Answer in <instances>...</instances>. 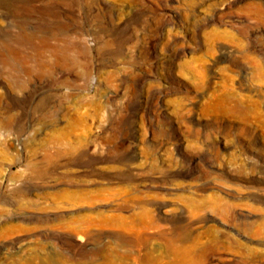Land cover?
<instances>
[{
  "label": "rangeland",
  "instance_id": "obj_1",
  "mask_svg": "<svg viewBox=\"0 0 264 264\" xmlns=\"http://www.w3.org/2000/svg\"><path fill=\"white\" fill-rule=\"evenodd\" d=\"M184 256L264 264V0H0V264Z\"/></svg>",
  "mask_w": 264,
  "mask_h": 264
},
{
  "label": "bare ground",
  "instance_id": "obj_2",
  "mask_svg": "<svg viewBox=\"0 0 264 264\" xmlns=\"http://www.w3.org/2000/svg\"><path fill=\"white\" fill-rule=\"evenodd\" d=\"M77 238H78V239H81V237H80V236H78ZM181 257H182V256H181ZM186 258H187V257H185V256H184V259H183V260H181L179 264H184V263H185V261L187 260Z\"/></svg>",
  "mask_w": 264,
  "mask_h": 264
}]
</instances>
